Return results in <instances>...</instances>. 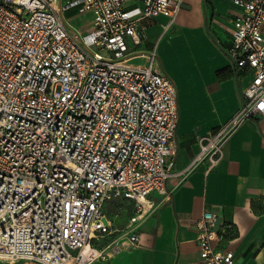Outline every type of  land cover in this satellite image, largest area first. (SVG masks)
<instances>
[{
	"label": "built area",
	"instance_id": "built-area-1",
	"mask_svg": "<svg viewBox=\"0 0 264 264\" xmlns=\"http://www.w3.org/2000/svg\"><path fill=\"white\" fill-rule=\"evenodd\" d=\"M237 7L228 54L249 76L244 104L181 172L206 162L208 171L249 118L264 116V0H233ZM79 5L92 29L77 40L62 13ZM185 0H0V261L92 264L139 245L138 229L153 211L150 196L170 194L166 183L178 149V91L155 68L119 61L142 43L159 16L167 31ZM88 37L91 40H88ZM103 52H108L105 55ZM133 202L125 239L99 249L111 234L107 206ZM217 217L195 221L204 264H239L218 247ZM1 264V263H0Z\"/></svg>",
	"mask_w": 264,
	"mask_h": 264
},
{
	"label": "crops",
	"instance_id": "crops-1",
	"mask_svg": "<svg viewBox=\"0 0 264 264\" xmlns=\"http://www.w3.org/2000/svg\"><path fill=\"white\" fill-rule=\"evenodd\" d=\"M126 2L133 5L138 0ZM236 8L233 0H185L167 31L163 28L167 19L157 17L143 30L142 43L127 55L141 52L148 61L155 52L156 63L163 60L166 70L156 69L174 80L178 152L168 162L173 164L166 183L170 194L165 198L151 194L154 211L138 229L139 245L92 264H204L195 221L205 210L217 217L220 249L234 251L239 264H264V116L249 118L236 128L225 143L223 159L211 171L204 162L181 174L199 152L200 138L229 121L245 101L249 76L228 54ZM77 16L92 29L89 15ZM62 17L77 40L89 32L70 23L64 12ZM177 63L185 65L186 73L175 68ZM126 201L133 209V202Z\"/></svg>",
	"mask_w": 264,
	"mask_h": 264
},
{
	"label": "rangeland",
	"instance_id": "rangeland-1",
	"mask_svg": "<svg viewBox=\"0 0 264 264\" xmlns=\"http://www.w3.org/2000/svg\"><path fill=\"white\" fill-rule=\"evenodd\" d=\"M68 1L69 0H63V2L65 3H68ZM78 13L79 5L77 4H73L64 10V15L70 23H73L81 28L83 32H85V30L90 31V26L88 25L89 23H87V20L79 18L77 16ZM103 53L105 55H108V52ZM148 61L144 54H142L141 52H137L133 56H127L121 59L119 62L131 66H144L148 64ZM155 68H157L159 71H164L165 67L163 60H161L159 63H156ZM169 160L170 157H167L166 163H168ZM131 206L132 205H130L129 201H122L120 199H116L109 203V205L107 206V214L112 222V233L101 235L99 237V240H93L92 242L96 247H98L99 249H104L107 248L109 244H112L113 246V244H115V241L119 242L120 240L125 239V236L123 235L126 234L128 230L127 223L128 218L131 216ZM107 251H110L111 254L115 253L113 252V250H111V248H107Z\"/></svg>",
	"mask_w": 264,
	"mask_h": 264
},
{
	"label": "bare ground",
	"instance_id": "bare-ground-1",
	"mask_svg": "<svg viewBox=\"0 0 264 264\" xmlns=\"http://www.w3.org/2000/svg\"><path fill=\"white\" fill-rule=\"evenodd\" d=\"M88 40L90 41L91 40V38L90 37H88ZM175 68H177V69H179L180 71H182V73H186V67H185V65L183 64V63H177V64H175Z\"/></svg>",
	"mask_w": 264,
	"mask_h": 264
},
{
	"label": "trees",
	"instance_id": "trees-1",
	"mask_svg": "<svg viewBox=\"0 0 264 264\" xmlns=\"http://www.w3.org/2000/svg\"><path fill=\"white\" fill-rule=\"evenodd\" d=\"M133 214V209H131V215ZM130 218V217H129ZM129 218H128V220H129Z\"/></svg>",
	"mask_w": 264,
	"mask_h": 264
},
{
	"label": "snow or ice",
	"instance_id": "snow-or-ice-1",
	"mask_svg": "<svg viewBox=\"0 0 264 264\" xmlns=\"http://www.w3.org/2000/svg\"><path fill=\"white\" fill-rule=\"evenodd\" d=\"M262 107H264V106H262Z\"/></svg>",
	"mask_w": 264,
	"mask_h": 264
}]
</instances>
